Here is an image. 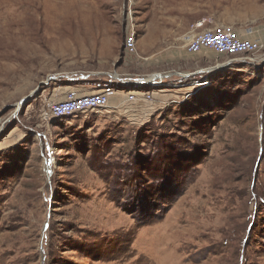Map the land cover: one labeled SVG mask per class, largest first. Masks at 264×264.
Masks as SVG:
<instances>
[{
  "label": "rangeland",
  "instance_id": "obj_1",
  "mask_svg": "<svg viewBox=\"0 0 264 264\" xmlns=\"http://www.w3.org/2000/svg\"><path fill=\"white\" fill-rule=\"evenodd\" d=\"M204 21L264 44V0H0V264H264V46L208 51L223 65L182 103L41 118L67 89L176 70Z\"/></svg>",
  "mask_w": 264,
  "mask_h": 264
},
{
  "label": "built area",
  "instance_id": "obj_2",
  "mask_svg": "<svg viewBox=\"0 0 264 264\" xmlns=\"http://www.w3.org/2000/svg\"><path fill=\"white\" fill-rule=\"evenodd\" d=\"M204 23L205 21L194 24L192 30L187 34L185 43L187 53L198 54L205 50H212L218 54L230 56L232 60H257L264 44L263 39L255 35L253 27L243 29L224 26L206 28ZM124 50L126 54L137 53L135 33L126 36ZM215 65L209 69L203 68L195 72L158 71L149 76L138 75L135 80H126L124 77L127 76L115 73L114 75L117 77L111 75L110 82L105 84L104 88L87 93L70 90L60 100L47 101L41 111V118L45 123H49L51 119L107 109L111 106L112 98L119 92L126 95L124 102L129 103H158L162 107L182 103L195 94L192 91L195 87L200 89L210 85L208 74L212 73L213 68L220 67L223 63ZM122 84H132L138 88L125 91L123 88H118V85ZM188 89L191 90L187 91ZM158 91H168L173 94L172 98L158 102L156 97Z\"/></svg>",
  "mask_w": 264,
  "mask_h": 264
},
{
  "label": "crops",
  "instance_id": "obj_3",
  "mask_svg": "<svg viewBox=\"0 0 264 264\" xmlns=\"http://www.w3.org/2000/svg\"><path fill=\"white\" fill-rule=\"evenodd\" d=\"M208 51L210 52L212 50H205V51L198 53V54H189L187 52H183L184 56H186V59H185L186 62L180 63L178 65V67L176 68V70H175V68L169 69V70H175V72H178L177 70H179L180 72H195V71L201 70L203 68H206V66L211 65L210 61H203L201 59H202V56H205V54L207 55ZM187 61H192V64L191 63L188 64ZM165 70H168V69L150 70L148 72H142L140 74L142 76H149V75L154 74L158 71H165ZM114 76H116V75H114ZM70 90L77 91L78 93H87V92L94 91L95 89L90 88V90H88L86 87L83 89L70 88V89H67V90L62 92L61 98H63L64 95ZM172 95L173 94L168 93V91H163V92L158 91L156 97L158 99V102H160V101H164V100H168V99L172 98ZM125 97H126V95L124 93L119 92L116 96H114L112 98L111 103L112 104L117 103L118 101H120L122 98H125Z\"/></svg>",
  "mask_w": 264,
  "mask_h": 264
},
{
  "label": "trees",
  "instance_id": "obj_4",
  "mask_svg": "<svg viewBox=\"0 0 264 264\" xmlns=\"http://www.w3.org/2000/svg\"><path fill=\"white\" fill-rule=\"evenodd\" d=\"M160 148H161V150H163L162 147H160ZM166 148H167V147H166ZM161 152H162V151H161ZM161 152H160V153H161ZM159 155H160V154H159ZM160 160H161L163 166L166 165V164H170V162H171L170 158H168V155H167L165 158H160Z\"/></svg>",
  "mask_w": 264,
  "mask_h": 264
}]
</instances>
